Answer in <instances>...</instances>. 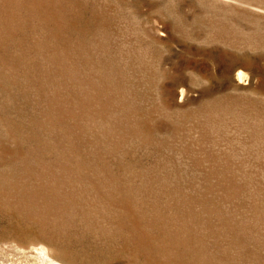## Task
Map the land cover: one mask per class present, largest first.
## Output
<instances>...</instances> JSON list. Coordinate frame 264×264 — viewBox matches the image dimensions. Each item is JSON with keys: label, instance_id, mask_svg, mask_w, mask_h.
I'll list each match as a JSON object with an SVG mask.
<instances>
[{"label": "rangeland", "instance_id": "374dc122", "mask_svg": "<svg viewBox=\"0 0 264 264\" xmlns=\"http://www.w3.org/2000/svg\"><path fill=\"white\" fill-rule=\"evenodd\" d=\"M41 251L264 264V0H0V264Z\"/></svg>", "mask_w": 264, "mask_h": 264}, {"label": "bare ground", "instance_id": "6f19581e", "mask_svg": "<svg viewBox=\"0 0 264 264\" xmlns=\"http://www.w3.org/2000/svg\"><path fill=\"white\" fill-rule=\"evenodd\" d=\"M236 75V79L238 81L239 84H242L243 86L245 84H248L249 82H251L252 80V72L247 71L246 69H240L238 70ZM186 90H184V88L181 89V98H183L186 94L185 92ZM39 258L37 257V259H39V261L43 264H52L51 261H54V258L51 256V252H45V251H41L39 254ZM49 260V262H47Z\"/></svg>", "mask_w": 264, "mask_h": 264}]
</instances>
